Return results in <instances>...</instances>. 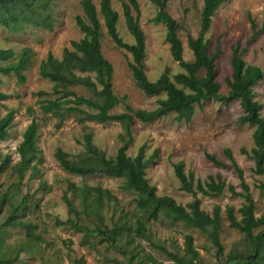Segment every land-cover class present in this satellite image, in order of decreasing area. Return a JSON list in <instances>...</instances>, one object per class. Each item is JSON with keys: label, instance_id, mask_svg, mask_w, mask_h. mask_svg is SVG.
Instances as JSON below:
<instances>
[{"label": "rangeland", "instance_id": "rangeland-1", "mask_svg": "<svg viewBox=\"0 0 264 264\" xmlns=\"http://www.w3.org/2000/svg\"><path fill=\"white\" fill-rule=\"evenodd\" d=\"M51 5L52 16L58 19L54 31L28 27L22 33H14L0 27V48L12 49L19 59L24 48L32 49V65L24 73L26 82L19 84L15 76L4 77L0 92L11 95L0 100V118L14 113L13 127L8 139L0 143V264H177L170 255L179 257L185 264H264V241L255 262L249 259L256 250L255 243L239 231L230 227L226 209L235 210L238 221L242 220L240 209L244 204L241 197H233L228 190L233 185L241 192V181L232 161L225 150L232 151L235 163L243 170L245 182L250 187L256 203L255 216L264 215V195L259 188L264 184V176L256 175L252 149L255 147L253 134L255 126L240 124L244 110L239 100L230 103L204 102L196 107L193 120L186 124L177 122L176 114H170L154 123L143 124L135 121L132 126L133 141L129 143L127 154L136 157L145 147L146 158L157 154L146 170V178L156 188L159 197H171L186 207L194 201V196L182 190V184L175 172L176 164H183L186 174L193 173L195 180L203 185L210 176L221 175L226 188L221 196L209 197L197 192L202 210L212 215L216 206L221 207V244L224 251L218 254L211 233L189 228L182 222L173 220L171 213L161 210L157 218L150 215L154 208H142L144 196L131 190L123 178H109L103 175L80 177L65 171L58 158L57 150L68 154L69 160L79 163L86 157L85 135L92 134L93 145L107 158L116 157L123 146L124 136H128L119 123L105 125L79 123L75 114L60 116L47 114L41 110L42 101L54 100L56 96L39 97L41 91L52 94L55 84L40 75V66L53 54L61 60L65 49H72L73 41H81L85 35L77 24L81 17L88 22L83 0H40ZM100 11V0H92ZM140 14L134 12L146 36L145 72L150 81L156 82L170 69L176 86L186 93L190 91L176 82L175 77L186 73L173 59L170 45L166 41L167 28L152 22L158 8L150 0H138ZM203 0H168L166 11L178 23V35L184 47V60L192 63L194 53L189 47V39L201 35ZM113 8L119 13L118 30L123 40L133 45L124 17L123 5L113 0ZM102 25V53L114 67V92L135 110L152 111L166 94L148 97L140 90L133 78L129 63L133 58L127 51L116 47L100 15ZM255 30L263 32L250 43ZM210 55L219 47L222 53L216 64V79L221 85V93L228 95V79L232 78L233 49L239 44L241 57L246 65L257 66L263 71V79L254 87L255 100L264 105V0H229L222 4L212 18L209 31L205 34ZM6 63L5 65L9 64ZM86 75V74H85ZM202 72L200 77H204ZM95 79V75H91ZM73 90L87 98L92 93L82 87ZM85 109V108H84ZM31 111V112H30ZM126 111L121 105L114 114ZM92 112L93 111H89ZM35 120L39 133L35 159L28 169L21 167L23 160L19 148L24 134ZM246 150L248 155L243 151ZM214 155L223 165H216L206 155ZM196 188V182H195ZM88 194H84V190ZM97 189L105 193L100 201ZM86 199V204L84 201ZM71 206H70V204ZM152 208V209H151ZM14 210L17 221L31 224L33 236L20 227H6ZM144 223L143 236L137 235L138 222ZM121 229L122 236L110 239L111 231ZM264 232V226L253 231L256 236ZM193 237V247L199 258L192 261L186 237ZM237 257V260H232Z\"/></svg>", "mask_w": 264, "mask_h": 264}, {"label": "trees", "instance_id": "trees-1", "mask_svg": "<svg viewBox=\"0 0 264 264\" xmlns=\"http://www.w3.org/2000/svg\"><path fill=\"white\" fill-rule=\"evenodd\" d=\"M115 1L121 2L123 5L126 26L135 43L133 45L128 44L120 36L118 30L120 15L113 8V0H100V11L92 0H83L84 14L88 22L79 17L77 18V24L85 37L81 41H73L71 43L72 49H65L61 60L57 59L53 54H49L47 59L42 62L40 75L43 79L53 82L55 88L52 94L41 91L37 95L42 98L56 96L54 100L46 99L42 101L41 110L47 114L57 116L75 114L78 116L79 123L101 125L119 123L129 139L126 141L124 136H121L123 146L119 149L116 157L107 158L103 152L93 145L92 134H87L85 135L86 157L83 161L76 163L69 160L68 154L62 149L57 150V158L62 168L73 175L80 177L103 175L109 178L125 179L129 189L144 196L141 207L147 208L150 206L154 208L150 215L152 218H157L158 213L161 210H165L171 213L174 221L182 222L189 228L206 232L209 227H213L211 238L218 249V254L221 255L224 251L220 239L222 227L221 207L216 206L213 214H208L202 210L197 192L209 197L221 196L227 186L222 176H210L208 182L203 185L200 180H195L192 172L188 175L186 174L183 164H176L174 168L182 184V190L192 194L194 201L188 204L186 208L171 197H159L156 193V188L151 186L146 178V170L157 154L147 159L145 147H142L134 158L127 154L129 143L133 141L132 126L136 120L143 124H149L173 113L176 114L177 122L188 124L196 114V107L204 102L216 101L228 104L239 100L244 110V115L239 119V123L255 126L256 128L253 134L255 147L252 149L251 155H249L255 161L253 172L256 175L264 176V105L255 100L254 93V87L263 79V71L257 66L246 65L241 57L238 44L233 49L231 61L233 68L232 78L227 81L230 92L228 95L221 93V85L216 79V61L222 53L219 47L220 40L218 39V47L215 53L210 55L208 43L205 41L204 36L211 27L212 18L216 11L229 0H203L201 35L197 39H189V47L195 56V60L192 63L184 60V47L178 35V23L166 11L168 0H150L158 8L157 15L152 22L156 25L166 26V41L170 45L173 59L186 72L177 75L175 80L187 88L190 93H186L176 86L172 80L169 68L165 69V72L156 82H152L145 72L146 36L137 18L140 14L139 2L138 0ZM50 7L49 3L41 2L40 0H0V27L14 33H22L28 27L53 32L58 19L52 16V11H49ZM134 12L137 17L134 16ZM100 15L103 16L108 35L116 47L132 55L133 60L129 63V68L132 71L137 87L148 97L166 94L167 98L159 102L157 109L152 111L135 110L125 103L127 98L122 99L115 94L113 85L115 70L102 53L103 33ZM251 23L254 35L250 43L255 41L263 32V29L255 30V23L253 21ZM15 57L16 53L14 50L0 48V84L2 76H15L19 84L26 82L24 73L32 65L34 53L32 49L24 48L17 62L9 63ZM6 63L9 64L5 65ZM202 72L205 73L204 77H200ZM92 74L95 75V79L92 78ZM74 87H82L90 91L93 97L79 96L73 90ZM10 98L11 95L0 92V100L5 101ZM121 105L125 106L126 111L121 114H114V109ZM89 111H93V113ZM13 119V112L0 118V143L6 141L10 136ZM38 133L37 122L33 120L27 128L24 140L19 148V154L23 160L21 174H23V170L31 166L35 159L34 153L37 150ZM243 153L248 155L246 150ZM225 154L232 161L238 173L242 189L241 192H237L233 185H229L228 190L233 197H241L245 201L240 209L242 220L238 221L235 216V210L231 207L226 209L227 219L232 229L244 234L248 240L255 243L256 250L249 259L251 262H255L256 257L259 255L261 244L264 241V232L254 236L253 231L264 226V215L261 219L256 218V203L251 195L249 185L245 182L243 170L235 163L230 149H226ZM206 157L216 165H223L214 155L207 154ZM5 169V165L0 166V172H4ZM259 188L264 195V184L260 185ZM96 191L99 200L102 201L106 196L105 193L101 189ZM88 192V190H84L85 195ZM16 218L17 210H14L4 226L23 228L29 237L33 236L34 227L31 224L17 221ZM143 230L144 223L140 220L138 222L137 235L143 236ZM110 233L112 241L122 236L121 229L118 227ZM186 243L192 256V261L197 260L199 252L193 247V237L187 236ZM170 256L177 264H185L179 257ZM232 260H237V257H232ZM76 264H85V262L78 260Z\"/></svg>", "mask_w": 264, "mask_h": 264}]
</instances>
